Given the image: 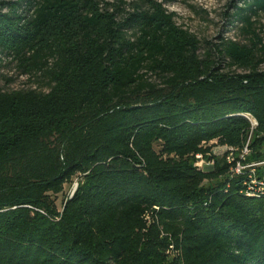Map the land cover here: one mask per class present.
Masks as SVG:
<instances>
[{
    "label": "trees",
    "instance_id": "obj_1",
    "mask_svg": "<svg viewBox=\"0 0 264 264\" xmlns=\"http://www.w3.org/2000/svg\"><path fill=\"white\" fill-rule=\"evenodd\" d=\"M231 8L255 41L201 52L158 0H0V54L47 88L0 89V264H264L226 162H264V0Z\"/></svg>",
    "mask_w": 264,
    "mask_h": 264
},
{
    "label": "rangeland",
    "instance_id": "obj_2",
    "mask_svg": "<svg viewBox=\"0 0 264 264\" xmlns=\"http://www.w3.org/2000/svg\"><path fill=\"white\" fill-rule=\"evenodd\" d=\"M15 1V0H13ZM162 2L169 12L176 14L175 21L177 25L187 29L195 35L201 43V52L209 45L217 44L220 38L235 41L241 44H249L254 40L252 35H247L240 31V23L234 21L230 15L233 13L231 5L233 0H158ZM256 33L264 40V14H259L254 18ZM52 60H49V64ZM223 71H233L241 73L242 70L235 67L229 68L226 64H221ZM261 70H264V65H261ZM153 79V78H152ZM0 89L4 91L19 90V89H36L46 91V79L41 73L33 75H25L19 66V62L11 60L10 57L0 54ZM161 143L154 144V149L159 151ZM203 148H210L214 156L220 157L224 154L225 149L216 145V142L203 145ZM204 163L206 159L201 156ZM199 164L196 159L195 164ZM194 164V165H195ZM202 164V163H200ZM261 172L264 175V165H261ZM203 171L211 170L209 167L202 164ZM76 186V181L67 185L65 188L66 194H71ZM62 197L58 198L57 205L60 206Z\"/></svg>",
    "mask_w": 264,
    "mask_h": 264
},
{
    "label": "built area",
    "instance_id": "obj_3",
    "mask_svg": "<svg viewBox=\"0 0 264 264\" xmlns=\"http://www.w3.org/2000/svg\"><path fill=\"white\" fill-rule=\"evenodd\" d=\"M251 121L253 124H255L253 120ZM226 151H228L226 162L232 165L230 169L231 176H245V180L242 184L240 193L247 198L256 200L264 199V175L258 174V169L259 167H261V165H264V162L254 163L247 161V158L249 156L248 141L241 150L238 159L234 158L233 149L230 148ZM195 158L199 160V164H195L198 169L203 170L201 168L202 164H204V166L206 167H209L210 169L213 168V162L204 163L201 159V155H196ZM75 188L73 189V191L75 190Z\"/></svg>",
    "mask_w": 264,
    "mask_h": 264
},
{
    "label": "crops",
    "instance_id": "obj_4",
    "mask_svg": "<svg viewBox=\"0 0 264 264\" xmlns=\"http://www.w3.org/2000/svg\"><path fill=\"white\" fill-rule=\"evenodd\" d=\"M221 148L225 149L224 147H221Z\"/></svg>",
    "mask_w": 264,
    "mask_h": 264
}]
</instances>
